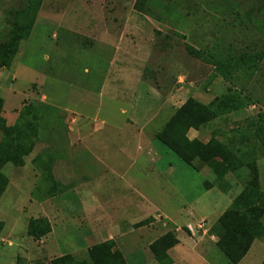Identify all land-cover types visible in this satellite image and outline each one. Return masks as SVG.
Returning a JSON list of instances; mask_svg holds the SVG:
<instances>
[{
	"label": "rangeland",
	"instance_id": "obj_1",
	"mask_svg": "<svg viewBox=\"0 0 264 264\" xmlns=\"http://www.w3.org/2000/svg\"><path fill=\"white\" fill-rule=\"evenodd\" d=\"M25 1L0 0V43L8 40L14 10ZM141 7L146 11L140 13ZM128 21L131 25L127 27ZM99 24L116 34L121 54L130 58L124 62L133 69V75L142 73L153 92H167L176 78L183 77L177 86H183L184 93L173 107L154 120V137L188 99L205 105L223 100L230 109L236 104L245 107L201 128V141L207 143L214 138L249 154L244 161L257 164L264 191V144L256 138L264 117V0H43L30 38L20 41L11 67L4 69L11 76L4 81L5 76L0 74V97L4 101L0 115L9 125L20 121L31 132L32 149L42 148L52 137L63 141L64 109H75L66 89L75 86L97 91L104 82L116 47L100 34L103 30ZM195 52L203 58H197ZM259 55V69L239 66L231 73L226 71L229 78L218 75L214 69L215 56L235 62L249 56L257 60ZM44 94L47 98L41 101ZM101 103L100 111L99 100L92 106H83L87 114L97 117L96 124L107 117L126 120L131 116L130 107L113 104L107 96ZM138 106L145 111L144 104ZM121 108L127 113H122ZM22 116L24 119L19 120ZM28 123L37 126L33 129ZM1 139L0 131V143ZM58 146L61 149L57 152L63 156V142ZM154 146L161 156V171L164 173L172 165L178 172L145 174L137 168V172L127 174L126 180L136 184L137 194L145 201L138 198L135 190L128 189L123 179L116 178L117 187L113 189L104 184L111 178L98 181L96 173H88V179L85 174L75 179L70 174L59 182L51 169H46L47 158L42 171L37 173L32 171L29 156L24 159L27 169L7 164L2 173L12 182L0 195V222L2 219L10 232L4 230L2 222L0 264H51L64 254L68 255L65 264H160L148 242L169 231L176 232L179 227L181 233L192 238V243L186 245L190 250L181 246V255L172 254L177 262L232 264L208 235L215 231L221 213L231 206L230 200L238 197L251 180L252 170L244 167L219 181L209 168L195 171L159 140ZM44 151L47 155L48 150ZM108 175L114 174L99 178ZM83 182L93 184L91 191L95 193L117 192V196L106 195L105 199L114 203L108 207L119 220L90 222L82 219L75 194L68 205L62 201L60 197L80 188ZM129 196L131 200L135 197L136 203L128 208L125 205ZM190 205L196 209L191 228L164 214L182 206L189 210ZM147 208V213L138 215ZM152 214L155 220L151 219ZM30 217L47 218L51 234L40 240L28 236ZM147 218L150 224L137 230V224ZM132 230L137 232L119 236ZM89 240L107 241L109 249L93 256L90 250L94 245L88 248L92 245L91 241L87 243ZM263 258L264 237L254 242L239 264H262Z\"/></svg>",
	"mask_w": 264,
	"mask_h": 264
},
{
	"label": "crops",
	"instance_id": "obj_2",
	"mask_svg": "<svg viewBox=\"0 0 264 264\" xmlns=\"http://www.w3.org/2000/svg\"><path fill=\"white\" fill-rule=\"evenodd\" d=\"M90 25L92 26V23H90ZM130 25L131 22L128 21L127 27ZM99 27L103 30L102 32H100V34L105 39H107V42L114 43L116 47L114 55L110 61L108 72L106 74L104 82L102 83L100 89L97 91L90 90L89 88H80L75 86L66 89V96L69 101L75 106V109L69 110L68 107L64 109L66 116L62 117V125L64 126V128L62 129V132L64 134L63 141H61V139L56 140L52 137L48 141L47 145L44 144L40 146L43 148V150L42 148L34 149L33 152L28 156L30 158V161L32 162V171L36 173L42 171L43 160L47 158L48 165L45 167L46 169L48 167L51 168L50 171L54 174V177L59 182L61 179L63 180L64 177L68 179L70 174H73V179H75V177L78 175L81 176L84 174L88 179V173H96L97 175L94 176L95 178H98V181L101 180L102 182H105L108 178H111L112 180L104 184L110 185V187H112L113 189L117 187L114 180L116 178L118 179V181L120 179H123L125 181V184L127 185L126 187L128 189L131 188L135 190L137 194L136 184L132 183L131 179L126 180L127 174L137 172V168H139V170L141 172H144L145 174H148L150 172L164 174L169 170H172V173L178 172L177 169H174L172 165H170L164 171V173L161 171V168L158 167L159 162H161V156L154 146L155 141L158 140H156V137H154L153 135V124L154 120L158 116L168 111L170 107H173V104L176 102V100L183 95V86H177L178 83H181L183 77L176 78V82L167 92L163 93L158 90L156 92H153L152 87L147 83V81L144 80L142 73L139 74V72H135L136 76L135 74L133 75V69L128 68V65L124 62L125 60H130V58H127L125 54H121L119 45L117 44L118 37L116 36V34H112L109 30L110 27L108 26L105 28L101 26V24H99ZM5 73L6 72L4 69L0 70V74H3L2 76H5L3 77L5 78L4 81H7V79L11 76V73H9V75ZM156 93H159V95L156 96ZM132 94L134 95L132 96ZM106 96L113 102V104L130 107L131 116L127 117L126 120L110 118L107 119V117L106 119H103L100 124H96L95 122L98 121L97 117L87 114L86 109L83 106H92L98 100L100 101L101 105L102 98ZM145 96H147L148 99H145ZM43 98H47V96L44 94L41 101H43ZM138 104H144V106H146L144 112L139 109L140 106H138ZM102 105L99 107V111L101 110ZM121 110L122 113H127L125 108H121ZM48 125H52V122H49ZM49 131L50 133H52L53 129L50 128ZM202 134V129H191L188 132V137L190 140L198 139L201 141ZM62 142V151L64 152V155L60 156L57 150L61 149L58 145ZM46 149L48 150L47 155L44 151ZM257 157L258 156L256 155L255 158ZM27 168L28 165L20 169L24 170ZM207 168H209L213 172V170L208 166H203L199 171L195 169L194 170L201 172L205 171ZM230 173L234 174L233 172ZM104 174L114 175H108L99 178ZM11 182L12 181H10V183ZM93 187V184H89V182H83L80 188H74L73 192H71L70 194L68 192L65 193L64 198L57 195L56 200H58V197H60L62 201H67L66 205H68L70 203L72 194H75V197L77 198L81 206L82 219L90 222L109 220L111 223L115 220H119V217L116 216V213L112 210V208L108 207L109 205H113L114 203L111 204L112 201L109 202V200L106 201L105 199L106 195L109 197L117 196V192L112 190L110 193H106L104 195L102 194V192L95 193L94 191H91ZM137 195L139 199L145 201L142 195ZM129 197L130 200L125 199L127 202V205L125 206L128 208L135 205L136 203L135 197L134 200H131V196ZM145 198L146 200H150L149 202H151L152 200L147 196H145ZM233 200V198L232 200H230L229 206L233 203ZM49 201L50 203L52 202L51 199ZM142 210L143 211L141 212V214L138 215H144L149 211L148 208ZM67 212L68 209L65 213L67 214ZM162 212L164 213V209ZM223 213H221V215ZM164 214L170 219L180 221V225L191 228V226L195 223V221H191L192 219H194L191 217L196 216V209L195 207L191 206L190 209L187 210L186 207L182 206L181 208H177L174 211L171 210L169 213L166 212ZM151 216V219L155 220V214H152ZM30 219L31 217L29 218V220ZM1 222L5 224L4 230L10 232L8 229H6L7 225L4 221H2V219ZM157 223L160 222H155V224ZM146 226L140 227L137 230L142 231ZM181 229L182 228L179 227L175 230L177 233L179 244L170 249L168 253L173 260V264H191L187 263L185 260L182 263H179L172 256L174 252L181 255V246H185L186 248H188L186 245L192 243V238L181 233ZM165 231L166 230H164V232ZM135 232L137 231L132 230L119 236L121 237L122 235L125 236L127 234ZM208 236L212 239L214 245H216L218 237L213 234ZM90 241L91 240L87 241V243ZM154 241H149L148 246H150ZM99 243L100 242L94 241L92 242V245H88L87 247L91 248L93 245ZM191 251L193 252V249H191ZM59 256H61V254Z\"/></svg>",
	"mask_w": 264,
	"mask_h": 264
},
{
	"label": "trees",
	"instance_id": "obj_3",
	"mask_svg": "<svg viewBox=\"0 0 264 264\" xmlns=\"http://www.w3.org/2000/svg\"><path fill=\"white\" fill-rule=\"evenodd\" d=\"M140 1L138 0V2ZM42 2L43 0H26L14 10L8 40L4 44L0 43V70L11 67L20 41L30 38ZM144 11L146 10L143 7L139 8L140 13ZM199 53L195 52L197 58H203ZM214 59V69L217 74L224 78H229L226 71L228 70L231 73L239 66L245 65L249 69L261 68L260 60L262 56L259 55L257 60L250 56L247 58L240 57L235 62L221 56H215ZM3 104V98L0 97V109H2ZM227 105L228 103L223 100H214L209 105H205L196 100L188 99L174 113L156 139L166 145L185 164L193 169L199 171L203 166L210 167L219 181L226 178L230 172L236 173L244 167L252 170L251 180L239 196L233 200L231 206L218 218L214 226L215 231L213 232V235L218 237L217 248L230 263L239 264L247 256L254 242L264 237V191L259 183L258 166L253 161L250 163L244 161V157L249 154L241 153V148L237 147L238 149H236L233 145L224 144V142L222 143L214 138L204 143L198 139L190 140L188 137V132L191 129L200 130L226 114L245 108L236 104L233 109H230ZM22 119H24L23 116L19 118V120ZM28 126L35 129L37 125L35 126L34 123L33 126L28 123ZM0 131L2 132L0 143L1 195L10 182L7 176L2 173V169L7 164H13L17 167L24 166V159L31 154L34 141L30 138L31 132L27 131L20 121L11 126L1 115ZM256 136L259 142L264 144V117ZM48 169L51 168L48 167ZM0 224L2 225V222ZM149 224V219H146L137 225L140 228ZM51 231V223L45 217L31 218L28 222L27 234L34 240L42 239ZM108 243L106 241L94 245L90 253L95 256L104 252L109 249ZM178 244L177 233L169 231L156 239L150 245V250L160 264H173L168 251ZM67 257L68 255H64L55 258L51 261V264H65ZM262 264H264V259Z\"/></svg>",
	"mask_w": 264,
	"mask_h": 264
}]
</instances>
